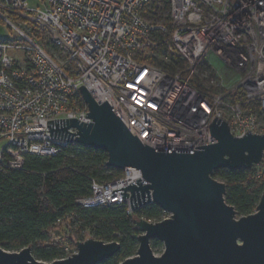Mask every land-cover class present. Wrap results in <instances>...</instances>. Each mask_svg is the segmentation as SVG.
Segmentation results:
<instances>
[{
    "label": "built area",
    "instance_id": "built-area-1",
    "mask_svg": "<svg viewBox=\"0 0 264 264\" xmlns=\"http://www.w3.org/2000/svg\"><path fill=\"white\" fill-rule=\"evenodd\" d=\"M36 1L0 0V24L12 35L0 38V162L4 151L12 156L10 148L19 158L8 164L20 166L23 154L54 155L70 143L51 137L46 120L90 121L80 85L98 102L106 100L153 148L214 143L208 127L214 116L237 136L264 132V122L260 126L253 111L232 100L242 90L247 101H259L264 116V0H169L172 29L162 42L168 54L185 61L173 72L143 60L154 53L153 31L165 30L144 15L151 0ZM51 49L61 52L62 63ZM218 58L237 72L235 80L218 75ZM204 67L208 86L195 80ZM137 178L142 175L135 167L107 181L92 178L90 194L76 202L124 204L132 214L140 207H130L123 189L112 190Z\"/></svg>",
    "mask_w": 264,
    "mask_h": 264
},
{
    "label": "water",
    "instance_id": "water-1",
    "mask_svg": "<svg viewBox=\"0 0 264 264\" xmlns=\"http://www.w3.org/2000/svg\"><path fill=\"white\" fill-rule=\"evenodd\" d=\"M87 104L90 121L75 117L46 120L51 137L81 143L106 152V165L135 167L142 179L112 190L129 197L137 209L155 203L169 216L159 221L137 218L135 255L119 264H264V190L252 213L238 215L225 199L226 185L214 178L217 168L258 165L264 153V132L231 133L227 121L213 117L209 132L214 143L196 149H159L133 135L106 101L98 102L83 85L77 87ZM74 128L75 131H68ZM151 239L163 250L154 254ZM72 254L44 262L31 247L8 251L0 247V264H96L115 255L120 244L93 237L78 240Z\"/></svg>",
    "mask_w": 264,
    "mask_h": 264
},
{
    "label": "trees",
    "instance_id": "trees-1",
    "mask_svg": "<svg viewBox=\"0 0 264 264\" xmlns=\"http://www.w3.org/2000/svg\"><path fill=\"white\" fill-rule=\"evenodd\" d=\"M144 15L164 25L165 30L153 31L154 53L146 54L143 60L169 72L183 68L185 61L178 54H168L162 42L169 38L172 29L169 0H151ZM72 68L69 65L67 69ZM205 71L207 67L199 73L203 75ZM210 77L205 75L203 79L208 81ZM232 100L264 122L257 99L247 101L242 90H237ZM11 159L4 151L0 162V247L5 250L18 251L30 246L36 259L51 262L67 256L68 245L75 248L76 241L90 236L120 244L115 255L96 264H119L136 253L139 232L134 220L155 222L165 214L155 203L143 205L132 214L126 212L124 204L85 207L77 203V198L90 194L92 178L107 181L122 174L121 170L106 165V152L100 149L70 142L54 155L23 154L20 166L9 165ZM212 176L225 183V199L238 215L252 213L264 190V153L257 166L217 168ZM150 245L162 243L151 239Z\"/></svg>",
    "mask_w": 264,
    "mask_h": 264
},
{
    "label": "rangeland",
    "instance_id": "rangeland-1",
    "mask_svg": "<svg viewBox=\"0 0 264 264\" xmlns=\"http://www.w3.org/2000/svg\"><path fill=\"white\" fill-rule=\"evenodd\" d=\"M30 1H32L33 3H37L36 0H30ZM164 16L165 17L168 16V13L165 12ZM11 36L12 35L9 32V30L7 29V26L5 24L1 23L0 24V38H8V37H11ZM51 51H52L51 53L53 54L54 58L58 62L62 63L63 55L61 54V52H55L52 49H51ZM213 63L215 65V67L218 69V75L222 76L225 79V81H228V80L231 81V80H235L237 78V76H238L237 72L235 70L229 68L228 66H226L221 59L218 58ZM203 76H205V75L204 74L201 75V73H199V72L197 73L196 77H197V79H199V80H197L198 84L200 86H202V85L203 86L210 85V83L207 80L203 79ZM258 121H259L260 126H261V124L263 125V121H261L259 119H258ZM3 144H4V140H1L0 141V145H3ZM8 151L12 154V159L9 160V163H11V165H17V163H18L17 159L19 158V153L13 148H10ZM165 216H169V213L165 214ZM88 237H90V236H86V238H88ZM75 250H76V248L71 247L70 245H68L66 247V252H68V254L69 253L72 254L73 251L75 252ZM152 250H153L154 254L159 255L162 252V250H163V245L152 247Z\"/></svg>",
    "mask_w": 264,
    "mask_h": 264
}]
</instances>
